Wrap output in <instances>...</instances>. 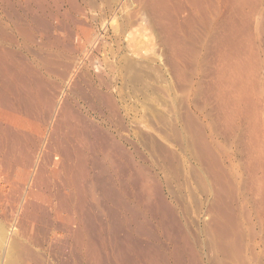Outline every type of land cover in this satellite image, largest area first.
I'll return each mask as SVG.
<instances>
[{
  "label": "bare ground",
  "instance_id": "obj_1",
  "mask_svg": "<svg viewBox=\"0 0 264 264\" xmlns=\"http://www.w3.org/2000/svg\"><path fill=\"white\" fill-rule=\"evenodd\" d=\"M52 1H54V0H52ZM71 1L73 2V0H70L69 3ZM146 1H147V7L149 9H151L150 10L151 13L153 12L155 15V19H156L155 21H157L156 24L162 29L163 41H164L165 45L168 47V50L170 51L169 54L173 58L174 57L180 58L179 60H181V62L184 63V66H185L186 65V55L188 54V52L190 53L192 50L195 49V51H196L198 49L197 47H196L197 49L193 48V44L196 41H198L199 39L200 40L202 39L201 35H199L195 29V27L197 26L196 23L199 24V22H200L201 24H203L207 27V39L211 40V42L214 43V45H212L213 43H211L209 41L210 44L212 45V48H211V46L210 47L207 46V49H206L207 53H209V52L212 53L214 51L218 55V57L222 63V64L220 63V66H218L219 68L217 67V65L215 66L218 69L215 72L216 79H215V81H212L214 83L210 82L212 84L211 88L208 87L209 84L206 86V88H205V86L203 87L204 84L202 85L203 80L201 79L202 78L201 77L202 76L201 71L193 72V74H191L187 80L191 86V88L189 90V95L191 96L189 103H188L189 108L188 109L186 108L187 111L184 114L180 115V120L176 121L177 123L175 125H173L172 131H171V129H169L172 133L170 132L171 133L170 134L169 132L168 133L165 132L167 139H172V140H174V142H176L178 145H180V149H182V152H177V151L173 150L172 148H169V147L165 146L164 144H161L162 142L161 143L157 142L158 146L156 145L158 147V150L160 149L161 153H163V155H162V158H163L162 160H164L163 161V163H164L163 173L166 172L165 167H167L168 170L170 169L175 174V178L179 179V177L181 175V169L184 167L187 170V172L191 173L192 176L194 175L196 177L195 182L197 183V186H198L197 188H199L200 191L203 192L202 194L204 196V198L201 197L202 200H201V206H200L202 213H204L203 214L204 216L203 215L200 216L202 214L201 213L199 216H197L198 219L195 220L197 222L193 223L192 221H190L189 217H187L189 209L187 208V205L185 203V197H183V194H182L183 189L182 190L180 189V192L178 191V193L171 192L170 191V189H171L170 185L171 184H170L169 176H167L166 173L165 174L159 173V176H157V175L155 176L153 174L151 175V173L147 172V171H150L151 169L147 170V168H145L146 169V172H145V170L142 167L145 166L146 162H145V160H143V162H142L143 165L138 163V168H137V164L134 166L135 168H137V171L139 173L138 175H140V176H138L139 177L138 180L134 179V177H135L134 176L133 177L134 180L132 179V177L130 178L131 181H127V180L125 181V180H121V179L118 180L117 179V184L115 183L117 191L115 192L116 194L114 196H116V198L112 197L110 199H115L118 202L117 204H119V206L121 207L120 208L121 210L119 211L120 215L118 214L119 213L118 211H116L118 213L113 214L114 216L116 215V217H117V218L116 217L113 218V220L115 218L117 219V221L115 223V224H117L116 227L122 231L125 229H128V228H131L132 231H134V233L136 232L139 235H146L148 233V231H149V233H150V231H152L151 225L153 223L152 219H154L156 222V228H158V230L160 231L158 235L160 237L162 236V238L165 237L169 241L168 244H169L170 248L169 247L167 248V249H169L167 252V255L163 256L159 252L152 250L154 247L152 242H150V244H152V246H149L150 245L149 244L148 247H145L144 246L145 244L142 245L141 241H138V238H137L138 253L135 252V254L138 255V258L137 257L136 258L138 259V261H140V262H137V264L141 263V262H144V264H162L161 263L162 261L160 260V258L157 255H159L160 257L166 258V259L164 258V260H166V261L163 260L165 262L164 264H205L204 260L203 259L201 260V258L199 256L197 246L202 247V248L205 247V249H209V250L213 249V250H215V252L218 251L216 254H218V253L223 254V256L226 259V261L223 260L224 264L225 263L226 264H264V215H261V213H263V212H260L261 208H259L261 206H264V200L261 198H256V194L259 195L258 193L262 192L263 186H264V174H263L264 172H263V167H262V160H264V157H262L263 159H261V157L259 155L260 153H262L261 156L264 155V138H263L264 134L261 133L262 135L260 134V137L258 135V133H259L258 131L264 132V128H263V124L261 123L262 119L259 116L260 107L258 106L259 111H257V109H256L257 103H256V100H254V98L256 96L253 98L252 95H255V94L250 93L246 87L247 85H245V82H246L245 80L246 79L249 80V77L247 78L246 77L247 75L244 77L243 73L245 75L247 72H250V70H248V69H250V68H248V64H250V62H248L247 59L242 60V58H240L241 54H239V52H241V51L239 50V48L241 49V45H240L241 43L239 41H237L238 39L235 35V33L237 31L234 30V27H235L234 25L237 23L235 22V24H234V22H233V17L236 15H234L235 13L232 14L233 12L230 14V8H231L230 1H232V0H183L184 2H186V5L189 4V7L191 8L192 14H191V12L189 14V11L185 10V6L182 3L178 4L176 9H173V8L171 9L169 7V4H168L170 0H146ZM178 1H182V0H178ZM234 1H236V0H234ZM242 1H241V3H242ZM7 2H8V0H7ZM8 3H11V2L9 1ZM11 4H13V3H11ZM75 4L73 6L77 10L78 5H80V4H78V5H75ZM238 4H240V3H238ZM243 4H245V3H243ZM256 4H258V3H256ZM4 5H6V4H4ZM70 5H71V3H70ZM92 5H90V7ZM250 5H252V4H250ZM28 6H30V5H28ZM39 6H40V4H39ZM95 6H97V5H95ZM235 7H234V9H235ZM250 7H252V6H250ZM27 8H28V10L30 9L29 7H27ZM57 8H59L58 5H57ZM223 8L226 9V11L224 10L226 13L224 12V14H222V16L225 15V19L220 20V17H221L220 11H222L221 9H223ZM257 8H259V7H257ZM79 9H80V7L78 8V12H79ZM81 9H80V13H82ZM102 9H104V8H102ZM13 10H14V7H13ZM94 10H96V9L94 8ZM9 11H10V9H9ZM14 11H17V10H14ZM58 11L60 12V10H58ZM73 11H75V9ZM184 11H186L189 15L187 14V16L184 17V19H180L182 17L181 13ZM64 12H65V10H64ZM44 13H45V11H44ZM46 14H47V12H46ZM60 14H62V13H60ZM18 15H19V13H18ZM62 15H63V17L65 16L64 14H62ZM142 15H143V13H142ZM68 16H69V14H68ZM68 16L66 15L67 18H68ZM156 16L158 19L156 18ZM16 17H18V16H16ZM53 17H55V14L52 16V18ZM94 17H96V16H94ZM142 17H139V19H141ZM165 17H167L169 19V21H166L167 18H165ZM246 17H247V15H246ZM55 18L58 19L59 16L57 18V15H56ZM143 18L141 19V22H142ZM145 18H144V21L146 22ZM38 19H39L38 22H40V18H38ZM153 19H154V17H153ZM164 19H165V21H164ZM237 19H239V18H237ZM10 20H12V19H10ZM42 20H43V18H42ZM63 20L65 22V19H63ZM138 21L140 23V20H138ZM240 21H241V19H240ZM1 22L2 21H0V23ZM36 22H37V19H36ZM62 22L60 21L59 23L61 24ZM81 22H79V23H81ZM133 22H135V21H133ZM39 24H42V22ZM57 24L58 23H56V25ZM60 24L58 26H60ZM65 24H67V23L65 22ZM70 24H71V22H70ZM85 24H87V23H85ZM232 24H234V25H232ZM245 24H247V23H245ZM139 25H137V27H138V29H140V32H137V33L143 32V31H141L142 27L140 28ZM144 25H146V24L144 23ZM64 26H66V25H64ZM66 27H64V28H66ZM247 27H248V25H247ZM18 28H19V26H18ZM18 28H17V30H18ZM52 29H53V27H52ZM146 29H144V31ZM60 30H61V28H60ZM85 30H87V29H85ZM236 30H239V28L237 27ZM78 31H80V30H78ZM83 31H82V33H83ZM200 31H202V30H200ZM3 32H5V26L0 25V36L1 37L5 36V35H3ZM241 33L242 32H240V34ZM250 33H251V30H250ZM26 34H27V32H26ZM47 34H49V33H47ZM58 34H59V32H58ZM71 34L79 36L80 32H77L76 34H74V33H71ZM143 35H145V34L143 33ZM66 36H67V33H66ZM138 36L139 35H137V37ZM146 36L148 38V34H146ZM5 37H2V38L5 39ZM142 37H144V36H142ZM250 37H251V35H250ZM11 38H13V36ZM243 38H244V36H243ZM246 38H248V37H245L244 39H246ZM59 39H60V36H59ZM73 39H74V37H73ZM129 39H133V37H131V38L129 37ZM145 39H143V41ZM2 40L3 39H0V42H2ZM56 40H58V39H56ZM135 40H137V38ZM135 40H133V41L137 42ZM141 40L142 39H139V42ZM97 41L98 40H96V42ZM148 41H150V40H148ZM252 41L254 42L253 39H252ZM34 42H36V40ZM61 42H63V41H61ZM130 42L132 43V41H130ZM242 42H243V40H242ZM42 43H43V41H42ZM36 44H37V42H36ZM134 44L136 45V43H134ZM134 44H133V47L135 46ZM140 44H141V42L140 43L137 42L138 47L140 46ZM148 44H149V42H148ZM244 44L246 45L248 43H244ZM109 45L110 44L108 42V46ZM3 46L4 45L0 43V167L4 166L5 169L7 170L8 174L5 175V177H2V175H1L2 172L0 170V198L1 199H3V198L7 199L10 196V194H12L11 198L14 197L16 199H19V201H22V202L25 201L26 205H28L27 207L32 208V205H33L32 199H33L34 193L31 190H29V187L31 185L36 186V187L39 186L42 189L46 188V189L51 190L54 194L51 192H50V194L56 196L58 204L60 206L69 205V207L67 208L68 209L67 211H70L69 215L71 213L73 214L71 216L66 215L65 218H63V220H61L62 224H60L61 222L59 223L57 221L59 223V225H63L62 226L63 229L61 227L60 228L62 230H65V232L68 233V235L70 237V242L76 251H77L78 247L76 249L75 246H79L80 249L81 248L84 249L85 254H86V258H87V253L93 251L92 247L90 248V247H88V245L91 246L90 243H93V242H86L87 240L84 241L81 238H80L81 240H79V235L81 234L83 236V233H80V231L84 232L83 228H84V226H86L85 223L89 222V220H90V219L87 220V218H89V217L86 218L87 212H85V209H88L89 205L87 206L88 207L87 208L85 205V202H86L85 198L87 197L88 194H89V198H90V194H91L90 193L91 190L88 191V185L91 186V188H98V187L100 188L104 183V181L101 178L103 177V175H105V172L107 170L106 168H108L107 167L109 164L108 159L112 158V157L109 158V156L111 153L114 152V151L110 152L109 151L110 149H109L108 150L110 152V154H109V152L107 151V146H108L107 143L109 141L108 137H110V136H107V132H105L106 135L103 134L104 132L101 133L102 129H100L101 130L100 132L96 131L95 135H93L94 133L89 135L88 127L86 129L87 125L82 123V126H81L79 124V122L77 123V122L73 121L72 120V119H74L73 116L71 119V116L67 115V113L65 112L63 105H62L63 102L61 103V105L59 103H56L54 98L57 99V97L54 96V98H53V96L51 95L49 90H48V92L50 93L51 96L50 95H48V96L52 97V100L54 99L53 100L54 102L53 101L51 102V100L50 101L48 100V102H47L46 101L48 99L46 96L47 94L45 93L46 91L42 92V90H41L42 86H41V88L39 87L40 89L38 88L39 90L37 91V85L36 84H35L36 89L35 88L32 89L33 87H32V84H30V81L28 83V81H27L28 79L26 78L27 76L25 77V75L23 74V72H24L23 67H27V66H22V62L18 66H16V64H14V61L12 63L8 62L9 61L8 56H12V55H14V53H13V51H10V50H8V48L6 49ZM104 46H105V42H104ZM142 46L145 47L146 45L142 44ZM142 46H140V47H142ZM81 47H82V44L80 45V48ZM140 47H139V49H140ZM71 48L70 49L73 50V47H71ZM110 48H111V45H110ZM149 48H150V44H149ZM256 48H254V49H256ZM67 49H69V48H67ZM139 49L138 50L136 49V51L139 52ZM77 50H79V49H77ZM111 50L110 51L113 53V49H111ZM73 51H75V50H73ZM140 51H142V50H140ZM197 51H200V50H197ZM202 51L204 52V50H202ZM233 51H235V54L236 53L238 54V55L236 54L237 55L236 57H238V58L235 57V54ZM242 51H243V48H242ZM35 53H37V52H35ZM84 53H85V51H84ZM193 53H194V51H193ZM17 54H19V53H17ZM46 54H48V53H46ZM91 54H90V56H91ZM52 55H54V54H52ZM189 55H192V54H189ZM245 55H248V54L245 53ZM18 57H20V56H18ZM105 57H106V55H105ZM234 57L237 59V60H235V62H234V59H235ZM253 57H252V61H253ZM15 58H17V57H15ZM43 58H45V57H43ZM176 58H174V59H176ZM197 58H198V56H195V59H194V60H196L195 63H197L199 61V58L198 59ZM248 58H249V56H248ZM41 60L42 59H40V61ZM194 60L192 58L190 63H189V59H188L187 62L189 64H187V66L189 67V69H191L193 67ZM23 61H24V59H23ZM90 61H92V59ZM51 62L53 63V61H51ZM108 62L106 64H108ZM55 63L58 65L57 62H55ZM173 63L174 62H172V64ZM25 64H27V63H25ZM110 64H111V62H110ZM62 65H63V63H62ZM66 65H67V63H66ZM69 66H71V65L69 64ZM92 66H93V64H92ZM133 66H134V64H133ZM142 66H145V65L142 64ZM176 66L177 65H175V64H173V67L171 66L172 68H174L173 74H175V76L179 80V82L183 83L182 81H183V79H185L184 78L185 72H182L181 70H179L180 68H177ZM252 66H253V64H252ZM80 67H82V66H80ZM197 67H199V63L197 64ZM245 67H247V68H245ZM249 67H250V65H249ZM255 67H256V65H255ZM32 68L33 67L31 65V68H29V69L32 70ZM153 68H155V67H153ZM257 68H258V66H257ZM45 69H47V68H45ZM131 69L133 70V68H131ZM131 69H130V71H131ZM244 69H245V72L247 71L246 73L243 72ZM251 69H252V67H251ZM48 70H49V68H48ZM50 70H51V68H50ZM33 71L35 72V70H32V72ZM140 71H142V70H140ZM131 73H132V71H131ZM256 73L257 72H255L254 74H256ZM39 74H41V73H39ZM57 74H58V72H57ZM212 75H213V73H212ZM251 75H252V73H251ZM255 76H257V74ZM108 78H109V76H108ZM139 78H141V77H139ZM139 78H137V79H139ZM29 79H31V77ZM42 80L43 79H41V81ZM103 80H105V78ZM258 81H259V79H258ZM38 82H39V80H38ZM250 82H251V80H250ZM55 83H57V81L54 82V84ZM75 83H73L72 86ZM89 83H87V84H89ZM255 83H257V82H255ZM40 84L38 86H40ZM48 84H46V85H48ZM104 84H107V83H104ZM247 84L249 86V83H247ZM183 85H184V83H183ZM149 86H151V85H149ZM88 87H89V85H88ZM207 87L210 88V90ZM93 88L95 89V87H93ZM153 88H156V87H153ZM50 89H54V88H50ZM73 89L76 90L77 88H75L73 86ZM79 90H80V88H79ZM250 90H252L251 85H250ZM146 91H147V89H146ZM81 92H84V90H82ZM42 93L46 94V95L44 94L46 96V99L45 100L41 99L42 101H40V98H42V97L44 98V95ZM202 93H204V94H202ZM148 94H150V93L148 92ZM41 95H43V96H41ZM84 95L85 96H83V93H82V96L86 97V93H84ZM201 95H204V97L206 95V97H207V98L205 97V99H207V100L204 102L205 103L204 106H201L199 104V103H201L199 101ZM104 96H105V99L110 98L109 94L103 95V97ZM198 98H199V100H198ZM259 98H260V96H259ZM49 99H51V98H49ZM183 99H184V97H183ZM183 99H181V100H183ZM213 99L217 102V104L214 105L216 107H213V106L209 107V105L212 103V102L210 103V101ZM110 100H111V98H110ZM110 100H109V104H108L109 106H111L110 102H111V104H113L115 102L114 101L112 103V101H110ZM258 100H257V102H258ZM45 101H46V103H45ZM202 104H203V101H202ZM259 104H262V103H259ZM115 106H116V104H115ZM115 106H114V108H115ZM60 107L63 108L59 112L61 114V116L58 113ZM64 107H65V105H64ZM68 107L69 106H67V108ZM116 107H118V105ZM261 107H262L261 109H263V106H261ZM92 108H93V106H92ZM99 110L101 111V108ZM72 111H75V110L73 109ZM114 111H115V113L118 112V111L116 112L115 109H114ZM262 111L263 110H261V114H262ZM62 113H64L67 116H63L64 114L62 115ZM113 114H114V112H113ZM161 114L162 113H160V115ZM71 115H73V114H71ZM160 115L158 114V116H160ZM77 116H78V114H77ZM162 116H160L159 118L162 119L163 118ZM237 117H238V121H236ZM80 118H81V116H80ZM121 119H123V118H121ZM255 119H256V125H255ZM258 119H261V122H259L260 120L258 121ZM76 120H78V118H76ZM83 120H84V118L80 121L82 122ZM162 121H164V120H162ZM92 123H93V121L90 124H92ZM83 124L86 125V126H84L85 128H83ZM168 124H170V123H168ZM94 125H95V123H94ZM94 125H93V127H94ZM96 125H95V127L98 126V125L97 126ZM89 126H92V125H89ZM90 128H92V127H90ZM85 130H87L86 132H88L87 133L88 136L85 134ZM180 132L181 133L185 132L187 134L185 136H183L182 134L180 135ZM254 132H256V133L258 132L256 134L257 136L253 135ZM249 133H251L252 136ZM163 134H164V131H163ZM169 134L171 135V137L173 135V137L171 138ZM248 135L251 137H248ZM261 138H262V140H261ZM155 141L152 140V143ZM114 143L116 144V141H114ZM115 144H113V146ZM134 144H135V142H134ZM143 145H145V143ZM154 145H155V143H154ZM27 146H28V148H27ZM117 147L119 149L121 147V144L117 145L116 148ZM111 149H113V148H111ZM119 150L123 153L122 156L127 155V153H128L126 147H121V149H119ZM158 150H157V152H158ZM136 152L140 153V152H138V150ZM140 155H141V153H140ZM128 156H129V154H128ZM156 159H157V157H156ZM113 160H115V158ZM128 160H129V158H128ZM110 162H113V161H110ZM113 164L115 165V162ZM60 165H61V169H62L61 172L63 173V175H65V178H66V180H64V181H61L62 180L61 179L62 174L58 173V171L55 170L58 167H60ZM131 166H133V165H131ZM139 166H141V167L139 168ZM113 167H115V166H113ZM94 169H97L98 174L93 175L94 176L93 177L91 175V172ZM182 174H183V172H182ZM98 175H100V176L98 179H96L95 177H97ZM5 179H6V183H5ZM139 180H140V182H139ZM194 180H195V178H194ZM105 184L107 185V183H105ZM106 185L105 186L103 185V187H105V189H106ZM172 185H173V183H172ZM103 187H102V189H103ZM139 188H140V190H139ZM113 189H115V187ZM172 189H174V188H172ZM106 191H107V189H106ZM102 192H103V190H102ZM247 193H248V196H246ZM92 194H94V193H92ZM107 194H109V193H107ZM260 194H263V192ZM94 195H96V193ZM106 195H104V196H106ZM111 196H112V194H111ZM95 197L96 196H94V198ZM188 197H189V195H188ZM193 197L194 196L192 195V198ZM247 197L250 199L251 203H253L252 207L251 206H249L248 208L245 207L247 203L245 204L244 200L248 199ZM263 197L264 196H262V198ZM30 200H31V205L29 202ZM97 200H98V197H97ZM257 200H260L259 202L262 203L263 205H261ZM193 201H194V199H193ZM256 201L259 204H257ZM255 204L259 205V207L254 206ZM27 207H25V208H27ZM257 208H259V211ZM98 210H99V208H98ZM263 210H264V208H262V211ZM99 212H100V210H99ZM255 212H258V213L260 212L259 215H261V217H258L259 215H254ZM108 213H109V211H108ZM84 214H85L84 218H86V221H87V222L85 221V223L83 222L84 218L83 219L81 218V217H83ZM89 216L91 217L90 214H89ZM93 216L94 215H92V217ZM97 216H99V213ZM262 216H263V218H262ZM255 218L258 219V221H255ZM90 222L92 224V221H90ZM90 222H89V224H90ZM5 224H8V223H5ZM87 227H88V225H87ZM87 231H89V229H87ZM90 232H91V230H90ZM153 234L150 237H152ZM155 235H157V234H155ZM128 236H130V235H128ZM153 237H155V236H153ZM8 238H7V235L5 238V231L2 227H0V243H3L4 248L7 246ZM125 241H126V239H125ZM14 242H15V240H14ZM14 242L12 241V245L16 244ZM9 243H10V241H9ZM128 243H130V242L127 241V245H129ZM132 243H133V239H132ZM20 244L17 243L16 245L20 246ZM93 244L95 245V243H93ZM124 244H125V242H124ZM124 244H122V246ZM10 245H11V243H10ZM12 245L10 247H12ZM18 246H16V247H18ZM16 247H15L16 251H18V252L24 251L23 252L24 255L21 252H20L21 253V255H20V253L18 254V252H16V251L11 253L10 250H8L11 254L7 252V255L4 256L5 258L7 256V258L9 259V261H8V259L6 258L8 262H5V263H7V264H20L21 261L19 263H17V262L19 259H23L24 256H25V258L26 257L34 258L33 257V256H35L34 250H33V248L29 247V245L27 243L24 245L21 244V246H20V248L21 249L23 248L24 250L18 249ZM86 247H87V250H86ZM135 247H137V246H135ZM150 247H152V248L150 249ZM4 248H3V250H5ZM89 248L91 249V251H89ZM94 248H95L94 250L96 251L97 247H94ZM118 248H120V247H118ZM146 248H148V249H146ZM120 251L122 252V250H120ZM131 251H133V250H131ZM100 252H102V251H100ZM100 252H98V253H100ZM117 253H118V251H117ZM123 254H126V253L123 252ZM128 254H130V253H128ZM164 254H166V252ZM2 255H3V253L0 255V259L2 258L1 257ZM22 255H23V257H22ZM89 255H91V254L89 253ZM119 255H121V254H119ZM20 257H22V258H20ZM36 257H38V256H36ZM209 257H210V255H209ZM100 258H102V257H99L98 260ZM134 258L135 257H133V259ZM210 258H212V261H214V259H215L213 256H211ZM120 259L121 260H131L132 257L129 259V257L126 254V256L122 255V257ZM133 259L131 261H133ZM216 259H218V258H216ZM216 259H215L216 262L219 261L222 264V261H221L222 258H221V260H219V259L216 260ZM37 261H39V259ZM100 261H103V260L101 259ZM91 262H92V259H91ZM123 262L126 263L125 261H123ZM135 262L136 261H133L130 264H133ZM216 262H214V264ZM128 263H129V261H128ZM0 264H1V262H0ZM3 264H4V262H3ZM93 264H95V262ZM210 264H212V263H210Z\"/></svg>",
  "mask_w": 264,
  "mask_h": 264
},
{
  "label": "rangeland",
  "instance_id": "obj_2",
  "mask_svg": "<svg viewBox=\"0 0 264 264\" xmlns=\"http://www.w3.org/2000/svg\"><path fill=\"white\" fill-rule=\"evenodd\" d=\"M9 1L10 2L16 1V2L14 4H11L12 2L8 3ZM106 1H107V5H108V10H109L108 17H107V20H105L100 27H95V28L94 27H92V28H90V27L89 28H87V27L81 28L80 27L78 29H75L76 30L75 33H74L75 30H71L70 33H74V34H76L77 32H80L79 36L71 34V37L67 41H65V39H64L63 42H61V40L59 39L60 35L58 34L56 36V37H58L57 38L58 40H56V42L54 41L51 45L49 44V46L45 47V49H41V47L44 44L43 37L37 36V35H35V33L32 34V36L30 38L31 40L28 41V43H27L26 38H25V33H24L25 30L22 28L21 20H20L21 19V12H20L21 2H20V0H8V2H7V0H1L0 1V21H2L0 23V25L5 26V32H3V35L6 36V37L2 36V37H5V39L0 36V39H3L2 42H0V43L4 45L3 46L4 48H6V49L8 48V50L13 51V53H14V55L8 56L9 57L8 62L12 63L14 61V64H16V66L20 65L22 62V66H27V67H23V71H24L23 74L25 75V77L27 76L26 78L28 79L27 80L28 83L30 81V84H32V87H33L32 89H34V88L36 89V85H37V91H38L42 86V89H41L42 92L46 91L45 93L47 94L46 95L44 93L48 98L46 100L47 102H48V100L49 101L51 100V102H52L54 99H55L56 103H59L60 105L63 102L64 104L62 103V105H63V108H64L65 112L67 113V115H70L71 119L73 116L74 119H72V120L77 122V123L79 122V124L81 126H82V123L86 124L87 126L83 124V128H85L84 126H86V129L88 127L89 135L93 134V133H94L93 135H95L96 131L100 132L101 131L100 129H102L101 133L104 132L103 134L106 135L105 132H107V136H110L111 138L113 137L112 139L110 137H108L109 141L107 143L108 144L107 151L109 149H110L109 150L110 152L114 151L111 154L108 151L110 154L109 158H111V157L112 158L108 159V163H109L107 166L108 168H106L107 170L105 172V175H103V177L101 178L104 181V183H103L104 186L106 185L105 183H107L106 189L108 192L106 191L105 187H103V185L100 188L99 187L98 188H91V186L88 185V191L91 190L90 191L91 194H90V198H89V194L85 198L86 199L85 205H86V207L89 205L88 207L90 209L87 207L88 209H85V212H87V214L85 212L84 213L86 214V218L89 217V218H87V220L90 219L89 222L92 221V224L90 222V224L92 226L89 224V222L86 221V218H84L85 217V214H84L83 217H81V218L82 219L84 218L85 220L83 219V222L85 223V221H86L87 223H85L86 226H84V228H83L84 232L80 231V233H83V236L80 234L79 240L82 239L84 241L87 240L86 242L95 243V245L93 243H90L91 246L88 245V247H90V248L92 247V250H93V251H91V249L89 248V251L92 252V253L89 252L91 255H89V253H87V258H86V254H85L84 249L83 248L80 249L79 246H75L76 249L78 247V249L76 251L70 242V237H69L68 233L65 232V230H62L63 225H59L60 222H61L60 224H62L61 220H63V218H65L66 215H69L70 211H67L68 210L67 208L69 207V205L60 206L57 202L56 196L50 194V192L53 193L51 190L46 189V188L42 189L39 186L36 187V186L31 185L29 187V190H31L34 193L33 199L31 198L33 200L32 208L27 207L28 205H26L25 201H23V202L19 201V199H16L14 197H13L14 199L11 198L12 194H10V196L7 199H4V198L1 199L0 198V227H2L5 231V238H6V235H7V238L9 237L8 242H7V246L5 248L3 246V243H0V255L3 253V255L1 256L2 258L0 259L1 264H3V262H4V264H7L5 262H8L9 259L6 256V258L8 259V261H7V259L4 256L7 255V252L8 253L15 252L16 251L15 247L18 246V245H16L17 243L18 244L21 243L22 245L27 243L29 245V247L33 248L34 254H35V256H33L34 258H32V257H30V258L26 257L25 258V256L23 257L24 251L23 252L20 251L23 254L22 255L23 259H19L17 262V263H19L21 261L20 264H93L94 262H95V264H130L133 261H136L133 264H137V262H140L137 259L138 255L135 254V252L138 253L137 238H138V241H141L142 245L145 244L144 245L145 247H148L150 242H152V244L154 246L152 250L159 252L163 256L167 255V252L169 250L167 248L168 247L170 248V246L168 244L169 241L165 237L162 238V236L160 237L158 235L160 231L158 230V228H156V222L154 219H152L153 220V223L151 225L152 231H150V233L148 231V233L146 235H139L136 232L134 233V231H132L131 228H128V229H125L122 231V230L118 229L116 227L117 224H115L117 221V219H116L117 217H116V215L114 216L113 214H116L120 211V209H118L119 205L117 204V201L115 199H110L112 197L116 198V196H114L116 194L115 192L117 191L115 183L117 184V179L118 180L121 179V180H125V181L126 180L131 181L130 178L132 177V179H133L134 176H135L134 179L138 180L139 179L138 176H140V175H138L139 173L137 171L138 163L143 165V163H142L143 160H145V162H146L145 166L142 167L145 170V172H146L145 168H147V170L151 169L150 171H147L148 173H151V175L153 174L155 176L156 175L159 176V173L160 174L166 173L167 176H169L170 184L172 185V183H173L172 186L170 185V187H171L170 191L171 192L178 193V191L180 192V189L181 190L183 189L182 194H183V197H185V203L187 205V208L189 209V210L187 209L188 210L187 217H189L190 221H192L193 223L197 222V221H195L198 219L197 216H199L202 213L200 206H201V200H202V198H204V196L202 194L203 192L200 191L199 188H197L198 186H197V183L195 182L196 177L194 175L192 176L191 173L187 172V170L184 167L181 169V175H180L179 179L175 178V174L170 169L168 170L167 167H165L166 172L163 173V169H164V166H163L164 160H162L163 159L162 158L163 153H161L160 149H159L160 151L158 150L157 142H160V143L162 142L161 144H164L165 146L172 148L173 150H175L177 152H182V149H180V145H178L172 139H167L166 133H168V132L170 133L172 131L173 125H175L177 123L176 121L180 120V115L184 114L187 111V109L189 108L188 103H189V100L191 98V96L189 95V90H190L191 86L187 80H188L189 76L191 74H193V72L201 71L202 72V76H201L202 78L201 79L203 80L202 85L204 84L203 87L205 86V88H206V86L209 84L208 87L211 88L212 84L210 82L215 81V79H216L215 72L219 68L218 66H220L221 61H220L218 55L214 51L212 53L211 52L207 53V51H206L207 46L208 47L211 46V48H212V45H214V43L211 42V40L207 39V27L205 25L201 24L200 22H199V24L196 23V25L199 28L196 26L195 29L198 32V34L201 35L202 39L201 40L199 39L200 41L199 40L196 41L193 44V48L197 47L198 49L197 48L196 49L200 50V51L196 50L197 51L196 52L194 49L190 53L188 52V54H187L188 56L186 55V65L184 66V63H182L181 60H179L180 58L174 57V58H176V59H174L169 54L170 51L168 50V47L165 45V43L163 41L162 29L156 24L157 21H155L156 20L155 15L153 12L151 13V11H150L151 9H149L147 7V1L146 0H139V1L138 0H109V1L106 0ZM172 1L170 0L168 3L169 7L171 9L172 8L176 9L178 4L182 3L185 6V10L189 11V14H190V12L192 14V11H191V8L189 7V4L186 5V2H184L183 0L182 1L172 0ZM233 1L234 0L230 1L231 4L230 3L229 4L231 6L230 14L233 12L232 14L235 13L234 15H236L233 17V22H234V24H235V22L237 24H235V25L232 24V25H234L236 27V28L234 27V30L237 31L235 33V35L238 39L237 41H239L241 43L240 44L241 49L239 48V50L241 52H239V51L238 52H239V54L242 55V56L240 55V58H242V60L247 59V61L250 62V64H248V68H250V69H248V70H250V72L252 73V75L250 72L246 71L247 72L246 73L245 69H244L243 72H245L246 74L244 75V73H243V76L245 77L247 75L246 77L247 78L249 77V80L246 78H245L246 80L244 79L247 83H249V86L246 82H245V85H247L246 87L250 93L255 94V95H252L253 98L256 96L254 98V100H256V103H257L256 109H257V111H259V107H260L259 116L262 119V122H261V119H258V121L260 120L259 122H261L263 124V128H264V0H257V1L256 0H243V1L242 0H236V1H234L235 3ZM241 1H242V3H241ZM103 3H104V1H103ZM238 3H240V4H238ZM243 3H245V4H243ZM256 3H258L259 5ZM4 4H6V5H4ZM10 4L14 7V10H17V11H14L13 7ZM250 4H252V5H250ZM250 6H252V7H250ZM234 7H235V9H234ZM257 7H259V8H257ZM9 9H10V11H9ZM221 10L222 11H220V13H221L222 18L220 17V20H223V19H225V15L222 16V14H224L226 9L223 8ZM186 11L181 13L182 17L180 16L181 17L180 19H184V17L187 16L188 13ZM18 13H19V15H18ZM142 13H143V15H142ZM130 14L132 16L133 15L134 16L132 17ZM15 15L18 17H16ZM246 15L248 18L246 17ZM142 16L144 18L145 17L147 18V19L145 18L146 22L144 21V18ZM139 17L143 18L142 22H141L142 18L139 19ZM153 17H154V19H153ZM156 18H157V16H156ZM165 18H167V17H165ZM237 18H239V19H237ZM10 19H12V20H10ZM240 19H241V21H240ZM138 20H140L141 24L139 23ZM133 21H135L136 23ZM164 21H165V19H164ZM166 21H169V19L167 18ZM144 23L146 25H144ZM245 23H247V24H245ZM137 25H139L140 28L141 27L143 28V29L141 28V31H143V32L137 33V32H140V29H138ZM247 25H248V27H247ZM18 26H19V28H18ZM237 27L239 28V30H236ZM17 28H18V30H17ZM85 29H87V30H85ZM144 29H146L147 31L146 30L144 31ZM78 30H80V31H78ZM81 30L83 31V33ZM200 30H202V31H200ZM250 30H251V33H250ZM240 32H242V33L240 34ZM59 33H60V31H59ZM143 33L145 35H143ZM136 34L139 36L137 37ZM146 34H148V38H147ZM250 35L252 38L250 37ZM12 36H13V38H11ZM72 36L74 37V39ZM142 36H144V37H142ZM243 36H244V38L245 37H248V38L244 39ZM129 37L130 38L133 37V39H129ZM134 38L135 39L137 38V40H135ZM139 39H142L140 41L141 42L140 46H142V44H143V45H146L145 46L146 48L143 46L142 47L139 46L140 47V49H139V47H138L139 44L137 45V42L140 43ZM143 39H145L146 41L144 40L145 41L144 42ZM252 39L254 40V42L252 41ZM35 40H36L37 44H36V42H34ZM96 40H98V41L96 42ZM133 40H135L137 42H134ZM148 40H150V41H148ZM242 40H243V42H242ZM42 41H43V43H42ZM130 41H132L133 44L136 43V45L134 44L135 46L133 47V44ZM209 41L213 44L211 45ZM64 42H66V43H64ZM104 42H105V46H104ZM108 42L111 45V48H110V45L108 46ZM148 42L150 44V48H149ZM244 43H248V44L245 45ZM81 44H82V47L80 48ZM55 45L56 46L58 45L59 47L58 46L56 47ZM71 47H73V50H75V51L71 50L72 49ZM67 48H69V49H67ZM242 48H243V51H242ZM254 48H256V49H254ZM77 49H79V50H77ZM82 49L85 51V53ZM109 49L110 50L113 49V53L111 52L112 50L110 51ZM136 49L137 50L139 49V52L136 51ZM140 50H142V51H140ZM202 50H204V52ZM193 51H194V53H193ZM35 52H37V53H35ZM43 52L45 54L46 53H48V54L45 55ZM88 52L90 54L92 53L91 54L92 57L90 56V54ZM233 52L235 54V51H233ZM17 53H19V54H17ZM245 53L248 55H245ZM52 54H54L55 56ZM189 54H192V55H189ZM236 54H235V57L238 55V54L237 55ZM105 55H106V57H105ZM18 56H20V57H18ZM195 56H198V58H199V61L197 63H195L196 60H194ZM248 56H249V58H248ZM15 57H17V58H15ZM43 57H45V58H43ZM191 57L194 60V62H193L194 68L192 67L191 68L192 70L189 69V67L187 66V64H189L191 59H192ZM252 57H253V61H252ZM39 58L42 60L40 61ZM90 58L92 59V61H90L91 60ZM236 58H238V57H236ZM236 58L234 59V62H235V60H237ZM23 59H24V61H23ZM188 59H189V63L187 62ZM51 61H53V63ZM55 62H57L58 65ZM107 62L109 65L106 64ZM110 62H111V64H110ZM140 62L142 64H144L146 67L142 66V64ZM172 62H174L173 64L177 65L176 66L177 68H180L179 70H181L182 72H185V76L188 74L187 75L188 77L184 76L185 79H183V81L181 80L184 83V85H183V83L179 82V80L176 78L175 74H173L174 68H172L173 67ZM25 63H27V64H25ZM62 63H63V65H62ZM66 63H67V65H66ZM198 63H199V67H197ZM69 64L71 66H69ZM92 64H93V66H92ZM133 64H134V66H133ZM252 64H253V66H252ZM254 64L256 65V67ZM31 65L33 67L32 70H35V72L34 71L32 72V70L29 69V68H31ZM216 65L218 68L215 67ZM249 65H250V67H249ZM80 66H82V67H80ZM257 66H258V68H257ZM153 67H155V68H153ZM251 67L253 70L251 69ZM45 68H47V69H45ZM48 68H49V70H48ZM50 68H51V70H50ZM129 68L130 69L133 68V70L131 69L132 73H131ZM245 68H247V67H245ZM140 70H142V71H140ZM57 72H58V74H57ZM255 72H257L256 73L257 76H255L256 75V74H254ZM39 73H41V74H39ZM212 73H213V75H212ZM107 75L109 76V78ZM30 77H31V79H29ZM139 77H141V78H139ZM104 78H105V80H103ZM137 78H139V79H137ZM41 79H43V80L41 81ZM258 79H259V81H258ZM38 80H39V82H38ZM250 80H251V82H250ZM56 81H57V83H55L56 84L55 85L54 82H56ZM86 82L87 83L90 82V83L87 84ZM103 82L107 83V84H104ZM255 82H257V83H255ZM73 83H75L73 86L75 88H77L76 90L73 89V86H72ZM212 83H214V82H212ZM39 84H40V86H38ZM46 84H48L49 86ZM88 85H89V87H88ZM149 85H151V86H149ZM250 85H251L252 90H250ZM93 87H95V89ZM153 87H156V88H153ZM50 88H54V89H50ZM79 88H80V90H79ZM210 88H208V89L210 90ZM256 88L257 89L259 88V89L257 90ZM81 89L84 90V92H81L82 91ZM146 89H147V91H146ZM48 90L51 93V95L53 96V98L55 96V97H57V99L54 98L52 100V97H50L51 95L48 92ZM148 92L150 94H148ZM82 93H83V96H85L84 93H86V97H83ZM108 94L110 95L111 100H110V98L105 99V96L103 97V95H108ZM202 94H204V93H202ZM43 95H41V96H43ZM45 95H44V98L43 97L40 98V101H42L41 99H44V100L46 99ZM48 95H50V96H48ZM259 96H260V98H259ZM183 97H184V99H183ZM205 97H206V95H205ZM205 97H204V95H201L200 100L198 98V100L201 102V103H199L201 106L205 105L204 102L207 100V99H205ZM49 98H51V99H49ZM181 99H183V100H181ZM109 100L112 101V103L115 101L114 103L116 104V106L118 105V107H116L114 103H113L114 105L111 104V102H110V105L112 107L109 106L108 105ZM257 100L259 103H262V104H259L257 102ZM46 101H45V103H46ZM202 101H203V104H202ZM210 103H209L210 104L209 107H212V106L216 107L214 105H216L217 102L214 99L211 100ZM64 105H65V107H64ZM260 105L263 106V109H261L262 107ZM67 106H69V107L67 108ZM92 106H93V108H92ZM114 106H115V108H114ZM63 108L60 107L58 113ZM100 108H101V111L99 110ZM73 109L75 111H72ZM114 109L116 110V112L118 111L117 112L118 114L115 113ZM261 110H263L262 114H261ZM113 112H114V114H113ZM64 113H62V115ZM70 113L73 115H71ZM160 113H162V114L160 115ZM65 114L63 116H67ZM77 114H78V116H77ZM158 114L160 116L163 115L162 116L163 118L162 119L159 118L160 116H158ZM59 115L61 116L60 113H59ZM80 116H81V118H80ZM76 118H78L79 121L76 120ZM83 118H84V120L81 122L80 120H82ZM121 118H123L124 120ZM162 120H164V121H162ZM92 121H93V123L90 124ZM236 121H238V117H237ZM94 123H95V125L96 124L98 125V126L97 125L96 126L99 129L97 127H95ZM168 123H170V124H168ZM89 125H92V126H89ZM93 125H94V127H93ZM255 125H256V119H255ZM90 127H92V128H90ZM169 129H171V131ZM86 131L87 130H85V134L87 135L88 132H86ZM163 131H164V134H163ZM258 132L257 133H258L259 137H260L261 133L264 134V132H260V131H258ZM254 133H253V135L255 136L257 133L256 132H254ZM181 134L183 136H185L187 133H185V132L181 133L180 132V135ZM249 134L252 136L251 133H249ZM251 136L248 135V137H251ZM170 137H171V135H170ZM172 137H173V135H172ZM263 138H264V136H263ZM152 140L153 141L156 140V141L152 143ZM261 140H262V138H261ZM114 141H116L117 145L121 144V147H126L127 152H128L127 155L122 156L123 153L119 150V149H121V147L119 149H118L119 146L116 148L117 145L114 143ZM134 142H135V144H134ZM144 143H145V145H143ZM154 143H155V145H154ZM113 144H115L116 146L115 145L113 146ZM27 148H28V146H27ZM111 148H113V149H111ZM137 150H138V152L141 153V155H140V153L136 152ZM157 150H158V152H157ZM128 154H129V156H128ZM261 154L262 153H260L259 155H260L261 159H263L262 157H264V155L261 156ZM127 157L129 158V160ZM156 157H157V159H156ZM114 158H115V160H113ZM109 160L113 161V162H110ZM114 162H115V165L113 164ZM263 162H264V160H262V167H263V172H264V163ZM136 164H137V168L134 167ZM131 165H133V166H131ZM113 166H115V167H113ZM140 167L141 166H139V168ZM0 170L2 172L1 173L2 177H5V175L8 174L7 170L5 169L4 166H1ZM55 170L58 171V173L62 174V176H61L62 180L61 181L66 180L65 175H63V173L61 172L62 171L61 165H60V167H58ZM182 172H183V174H182ZM96 174H98L97 169H94L91 172V175L93 176ZM99 176L100 175H98L95 178L98 179ZM194 178H195V180H194ZM139 182H140V180H139ZM5 183H6V179H5ZM102 187H103V189H102ZM114 187H115V189H113ZM172 188H174V189H172ZM102 190H103V192H102ZM139 190H140V188H139ZM262 192L264 194V186H263ZM262 192H260V193H262ZM92 193H94V194L96 193V195H94ZM107 193H109V194L111 193L112 196H111V194L109 195ZM260 193H258L259 195L256 194V198H261L264 200V197L262 198V196H264V195L260 194ZM104 195H106V196H104ZM188 195L191 199L188 197ZM192 195L194 196L193 198H192ZM94 196H96V197L94 198ZM246 196H248V193L246 194ZM97 197H98V200H97ZM193 199H194V201H193ZM244 201H245V204L247 203L245 207H247V208L249 206L252 207L253 203H251L249 198L245 199ZM257 201L259 202L260 200H257ZM257 201H256V203H257ZM29 202L31 205V200ZM259 203H257V204H259ZM257 204H255L254 206L259 207V205H257ZM260 204L263 205L262 203H260ZM25 207H27V208H25ZM98 208H99L100 212H99ZM259 208H261L260 212L264 213V210L262 211V208H264V206H261ZM259 208H257L258 211H259ZM108 211L112 216L108 213ZM116 211H118V212H116ZM97 212L99 213V216H97L98 215ZM260 212L259 213L255 212L254 215H259ZM263 213H261V215H264ZM89 214L91 215V217L89 216ZM118 214L120 215V212ZM203 214L204 213H202L200 216H202ZM71 215H73V214L71 213L69 216H71ZM92 215H94V216L92 217ZM261 215H259L258 217H261ZM114 217H116V218L113 220ZM262 218H263V216H262ZM255 221H258V219L255 218ZM5 223H8V224H5ZM87 225L89 228L87 227ZM87 229H89V231H87ZM90 230H91V232H90ZM152 234L155 237H153V236L150 237ZM155 234H157V235H155ZM128 235H130V236H128ZM131 238L133 239V243H132ZM125 239H126V241H125ZM14 240H15V242H14ZM9 241H10L11 245H12V241L16 244H14V245H12V247H10L11 245H10ZM127 241L130 242V243H128L129 245H127ZM124 242H125V244H124ZM121 243L124 245L122 246ZM21 244H20V246H21ZM152 244H150L149 246H152ZM20 246H18L16 248L21 249ZM135 246H137V247H135ZM94 247H97L96 251L94 250L95 249ZM98 247L99 248L101 247V248L99 249ZM118 247H120V248H118ZM3 248L5 250H3ZM151 248L152 247H150V249ZM146 249H148V248H146ZM197 249H198V253H199L201 260L203 259L205 264H210V263L214 264V262H216L215 261L216 258H218L219 260H221V258H222V260H221L222 264H224L223 260L226 261L223 254H219V253L216 254L218 251L215 252V250H213V249H211L212 250L211 251L209 249H205V247L202 248L199 246H197ZM8 250H10V252ZM86 250H87V247H86ZM120 250H122V252ZM131 250H133V251H131ZM100 251H102V252H100ZM117 251L121 255H119L117 253ZM16 252H18V251H16ZM20 252H18V254ZM98 252H100V253H98ZM123 252L127 254L129 259L131 257H132V259H133V257H135V258L137 257V258L136 259L134 258L133 261H131L132 259L131 260H121L120 258L122 257V255L126 256V254H123ZM165 252H166V254H164ZM21 253H20V255H21ZM128 253H130V254H128ZM209 255H210V257L213 256L215 258L214 261H212V258H210ZM36 256H38V257H36ZM98 256L102 257V258H100L98 260V258H99ZM157 256L162 261L161 263L164 264L165 263L164 261H166V260H164L165 257L163 258V257H160L159 255H157ZM22 257H20V258H22ZM38 259H39V261H37ZM91 259H92V262H91ZM101 259L103 261H100ZM218 259H216V260H218ZM123 261H125L126 263H124ZM128 261H129V263H128ZM141 263L144 264V262H141ZM141 263H138V264H141ZM216 263L221 264V262H219V261Z\"/></svg>",
  "mask_w": 264,
  "mask_h": 264
},
{
  "label": "crops",
  "instance_id": "obj_3",
  "mask_svg": "<svg viewBox=\"0 0 264 264\" xmlns=\"http://www.w3.org/2000/svg\"><path fill=\"white\" fill-rule=\"evenodd\" d=\"M28 1V2H27ZM55 1V0H54ZM52 0H20L21 5H20V12H21V26L22 28L25 30V38L26 41H30L32 34L35 33L37 36H42L43 37V41H44V45L41 47V49H45V47L49 46V44L51 45L54 41H56L58 32L61 31L59 33L60 35V40L61 41H67L70 37H71V29L75 30L78 29L80 27H87V28H92V27H100L103 22L105 20H107L108 17V5H107V1L106 0H73V2L71 1V5L69 3L68 0H56L55 2ZM95 1V2H94ZM104 1V3H103ZM12 2V1H11ZM27 2V3H26ZM30 2V3H29ZM37 2V3H36ZM41 2V3H40ZM91 2V3H90ZM13 4L15 3L14 1L12 2ZM76 3V4H75ZM95 3V4H94ZM98 3V4H97ZM40 4V6H39ZM78 5L77 10L73 5ZM93 4V5H92ZM30 5V6H28ZM50 5V6H49ZM57 5L59 6V8H57ZM63 5V6H62ZM66 5V6H65ZM90 5H92L90 7ZM97 5V6H95ZM82 6V7H81ZM29 7L30 9L28 10ZM37 7V8H36ZM39 7V8H38ZM80 7V9L82 10L80 13V9L78 12V8ZM24 8V9H23ZM47 8V9H46ZM86 8V9H85ZM94 8L96 10H94ZM104 8V9H102ZM51 9V10H50ZM75 9V11H73ZM54 10V11H53ZM60 10V12L58 11ZM65 10V12H64ZM102 10V11H101ZM29 11V12H28ZM33 11V12H32ZM38 13H37V12ZM45 11V13H44ZM77 11V12H76ZM84 11V12H83ZM27 12V13H26ZM32 12V13H31ZM47 12V14H46ZM53 12V13H52ZM68 12V13H67ZM99 12V13H98ZM57 13V14H56ZM64 14L65 16L63 17L62 14ZM85 13V14H84ZM38 14V15H37ZM49 14V15H48ZM55 14V17L57 15V18L59 16L58 19H56L55 17L52 18V16ZM69 14V16H68ZM105 14V15H104ZM23 15V16H22ZM37 15V16H36ZM51 15V16H50ZM66 15L68 16V18L66 17ZM96 17H94V16ZM36 16V17H35ZM39 16V17H38ZM103 18H102V17ZM40 18V22L38 18ZM66 17V18H65ZM105 17V18H104ZM43 18V20H42ZM96 18V19H95ZM35 19V20H34ZM37 19V22H36ZM45 19V20H44ZM50 19V20H49ZM67 24H65L64 20ZM73 19V20H72ZM101 19V20H100ZM24 20V21H23ZM48 22H47V21ZM29 21V22H28ZM34 21V22H33ZM57 21V22H56ZM63 21L61 24L59 22ZM74 21V22H73ZM77 21V22H76ZM81 23H79V22ZM87 23V24H85ZM42 24H39L41 23ZM46 22V23H45ZM53 22V23H52ZM71 22V24H70ZM49 23V24H48ZM56 23H58L56 25ZM83 23V24H82ZM24 24V25H23ZM39 24V25H38ZM44 24V25H43ZM60 24V26H58ZM63 24V25H62ZM41 25V26H40ZM53 29H52V27ZM56 25V26H55ZM66 25V26H64ZM90 25V26H89ZM40 26V27H39ZM46 26V27H45ZM48 26V27H47ZM58 26V27H57ZM25 27V28H24ZM63 27V28H62ZM66 27V28H64ZM49 28V29H48ZM59 28V29H58ZM61 28V30H60ZM27 29V30H26ZM36 29V30H35ZM44 29V30H43ZM64 29V30H63ZM39 30V31H38ZM27 32V34H26ZM76 32V30L74 31V33ZM49 33V34H47ZM54 33V34H53ZM67 33V37L66 36ZM69 33V34H68ZM43 34V35H42ZM65 34V35H64ZM64 35V36H63ZM50 36V37H49ZM51 40H49V39ZM66 43V42H64ZM46 45V46H45ZM118 203V202H117ZM119 205V204H118ZM121 207L119 206L118 209H120ZM121 210V209H120Z\"/></svg>",
  "mask_w": 264,
  "mask_h": 264
}]
</instances>
